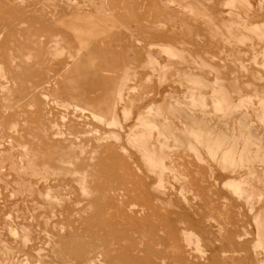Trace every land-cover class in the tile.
<instances>
[{"label":"rangeland","instance_id":"obj_1","mask_svg":"<svg viewBox=\"0 0 264 264\" xmlns=\"http://www.w3.org/2000/svg\"><path fill=\"white\" fill-rule=\"evenodd\" d=\"M0 264H264V0H0Z\"/></svg>","mask_w":264,"mask_h":264}]
</instances>
